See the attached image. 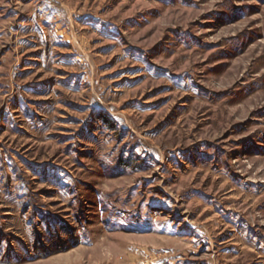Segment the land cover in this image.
<instances>
[{"label": "rangeland", "instance_id": "rangeland-1", "mask_svg": "<svg viewBox=\"0 0 264 264\" xmlns=\"http://www.w3.org/2000/svg\"><path fill=\"white\" fill-rule=\"evenodd\" d=\"M0 264H264V0H0Z\"/></svg>", "mask_w": 264, "mask_h": 264}]
</instances>
